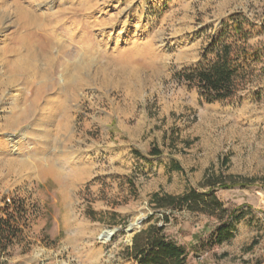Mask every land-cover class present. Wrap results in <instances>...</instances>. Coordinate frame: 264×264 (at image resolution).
Returning a JSON list of instances; mask_svg holds the SVG:
<instances>
[{"label":"rangeland","instance_id":"obj_1","mask_svg":"<svg viewBox=\"0 0 264 264\" xmlns=\"http://www.w3.org/2000/svg\"><path fill=\"white\" fill-rule=\"evenodd\" d=\"M224 44L236 93L205 103L175 74ZM207 175L244 182L212 190L243 216L221 244L215 218L150 203ZM0 218L4 264H136L150 225L188 264H264V0H0Z\"/></svg>","mask_w":264,"mask_h":264},{"label":"trees","instance_id":"obj_2","mask_svg":"<svg viewBox=\"0 0 264 264\" xmlns=\"http://www.w3.org/2000/svg\"><path fill=\"white\" fill-rule=\"evenodd\" d=\"M212 45L210 44L209 47ZM207 50L208 48L205 49L203 58L208 53ZM230 52V45L224 44L214 62L206 66L197 65L194 68L182 70L175 74V77L188 86H195L201 100L205 103L229 100L236 93L238 77V66L230 59ZM148 155L159 157L161 151L153 147ZM173 170L179 171L180 168L174 164ZM238 179L240 178L233 176L222 178L207 175L202 183L203 187L208 188V192L204 194H199L195 189L180 195L154 193L150 203L155 209L201 212L215 218L213 241L215 244H221L232 236L234 223L241 220L243 216L226 211L212 190L216 187L227 188L244 183L239 182ZM163 220L164 223H168V216H165ZM17 231L18 228L11 224L10 220L5 221L0 218V254L6 251ZM127 255L134 259L136 264H188L187 252L167 239L164 226L150 225L135 234L131 246L127 249ZM0 264L4 263L0 260Z\"/></svg>","mask_w":264,"mask_h":264},{"label":"bare ground","instance_id":"obj_3","mask_svg":"<svg viewBox=\"0 0 264 264\" xmlns=\"http://www.w3.org/2000/svg\"><path fill=\"white\" fill-rule=\"evenodd\" d=\"M140 227L139 221L135 222L134 224L130 225L128 229L126 230L127 234L130 235L132 234L135 230H137ZM113 232L111 231H105L99 236V240L101 242H105L111 237Z\"/></svg>","mask_w":264,"mask_h":264},{"label":"water","instance_id":"obj_4","mask_svg":"<svg viewBox=\"0 0 264 264\" xmlns=\"http://www.w3.org/2000/svg\"><path fill=\"white\" fill-rule=\"evenodd\" d=\"M139 225H141V220H139ZM138 230V229H137Z\"/></svg>","mask_w":264,"mask_h":264}]
</instances>
